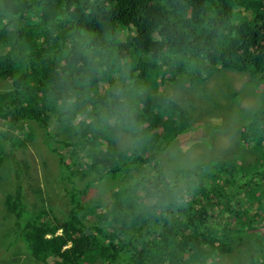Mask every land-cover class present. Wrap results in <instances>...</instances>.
I'll use <instances>...</instances> for the list:
<instances>
[{"label": "trees", "instance_id": "trees-1", "mask_svg": "<svg viewBox=\"0 0 264 264\" xmlns=\"http://www.w3.org/2000/svg\"><path fill=\"white\" fill-rule=\"evenodd\" d=\"M222 69L262 84L263 105L240 133L241 156L180 173L197 186L206 182L203 203L190 195L195 186L183 187L176 176L168 182L159 154L173 151L174 132L186 133L200 119L194 110L218 111L223 119L209 93L206 103L169 97L188 84L195 85L188 92H206L207 79ZM229 98L238 101L233 92ZM78 115L86 120L76 127ZM14 130L24 139L10 140ZM28 136L41 138L59 162L66 161L59 148L83 152L76 159L86 170L79 196L67 189V199L57 198L61 205L43 206L38 186L29 184L26 194L13 152ZM46 150L42 163L51 161ZM247 153L253 162L246 163ZM132 165L144 175L128 182ZM72 170L70 164L57 174L44 170L47 183L62 174L66 182L77 180ZM110 179L118 181L117 192L103 208L98 196L93 203L108 226H92L91 200L83 195L90 180ZM262 179L264 0H0V197L17 243L34 262L52 256L53 264H222L224 254L237 252L241 264H264V229L257 232L264 228ZM63 199V221L46 220L63 214ZM67 243L71 248L63 250Z\"/></svg>", "mask_w": 264, "mask_h": 264}, {"label": "rangeland", "instance_id": "rangeland-1", "mask_svg": "<svg viewBox=\"0 0 264 264\" xmlns=\"http://www.w3.org/2000/svg\"><path fill=\"white\" fill-rule=\"evenodd\" d=\"M244 13V12H243ZM208 83L206 84L207 90L211 92L209 94V99L211 97L218 98V102L221 104L222 101H225V105L228 107L233 106L235 109H240L239 112L233 113L230 112L227 114V121L221 118V115L218 111H213L212 113H202L199 109L194 110V112H198L201 117L198 121L191 124V130L183 133L184 129L179 130L178 132H174L172 135H175L174 140L169 142V148L172 152L162 151L159 154V157L164 156L160 163H163L165 166V176L169 183H172L173 176H176L177 179L182 181V186H187L190 188L194 187V190L190 193L192 197L196 199L197 202L208 203L210 191L206 188V182H202L197 186L198 180H193L192 177L190 179H182L180 177V173L183 171H192L196 169L199 165L209 164L212 165L215 160H224L236 156H241L240 154L243 152L242 147V139L240 137V133L245 130V125H250L252 127V121H256L255 117L256 112L260 110L262 107V100L258 91L263 87L262 84H257L252 82V79L249 75H242L240 73L234 71H225L222 73H214L212 78L207 79ZM195 85L188 84L182 91L186 97L189 96H199L197 93L188 92L190 89H193ZM218 87H222L226 93H229L227 99H223L216 92ZM166 92H170V90H166ZM174 92V91H173ZM235 94V97H238V101H233L229 98V95ZM169 97H173L170 95ZM204 103L206 100L204 99ZM202 105V104H199ZM208 107V105H206ZM206 107V108H207ZM205 108V109H206ZM190 117L193 118V114L190 113ZM256 118V119H255ZM83 120H86V116H77L75 117V126L78 127L80 124H83ZM226 122L228 126L235 128L236 131L229 130L222 126L220 123ZM216 126H219L216 131L214 129ZM227 126V127H228ZM83 129V128H81ZM257 130V127L255 128ZM214 131V132H213ZM15 132V130H14ZM12 133L9 137L10 140H13L14 137H18L19 139H24V135L19 131ZM127 137V144L129 145V138ZM236 137H238L240 147L236 146ZM62 138L66 140H70L69 136H63ZM126 138L120 140L121 146L125 147ZM26 146L22 149L16 150L13 153L18 154V163L20 164L19 170L21 171V178L24 185V191L26 194H29V184H34L38 186L42 192H40L37 198V204L41 197L45 199L43 202L44 205H61L60 201L57 200L58 196H66L67 199V189H71L73 193L77 196L80 195L81 187V176L86 172L83 169V165L78 163L76 159H84L83 152L76 151L74 153H68L66 150L59 148L60 154L66 156V161L59 162L57 156L54 152H50L47 147L42 144L41 138L34 140L33 137L28 136V139L25 141ZM9 148H7L8 150ZM42 149L46 150L47 156H50L51 161H46L42 163L40 161V152ZM235 152V153H234ZM16 154L14 157H16ZM24 159H22V156ZM158 157V158H159ZM246 163L253 162V158L251 157V153H247L245 155ZM68 164L73 168L72 173L73 176L78 175V179L75 181L66 182L64 176L66 174H62L57 181L52 183L50 186L47 183L45 171L48 172L49 175L57 174L60 169H64ZM255 167H259L261 170L260 163L254 162ZM133 166V165H132ZM3 175L9 177V172ZM129 175V176H128ZM128 182L135 181L137 178L144 175L141 170L138 169V166L131 167V170L128 174ZM86 178H91V176H87ZM9 180V179H8ZM92 180H94L92 178ZM264 180V179H262ZM89 187L91 188L89 191L83 195V199L91 200L90 202H86L87 208L93 212V215L89 218V224L92 226H103L107 227V222L103 221L101 218V208H103L106 204L109 203L110 194H113L118 188V181L114 179L110 180H101L100 183L89 181ZM180 183V182H179ZM253 189L252 191L259 195L260 193L256 192V183H252ZM77 187V188H75ZM108 192V193H105ZM59 193V194H58ZM98 196L100 199V207H96L94 203V198ZM211 198H215L214 196H210ZM29 199V198H28ZM64 201V199H63ZM255 201L259 204V200L255 199ZM262 200L260 201V203ZM93 204V205H92ZM212 204V203H209ZM92 205V208L90 206ZM63 214L54 213L53 219L51 216L46 215V220L54 222H62L66 216V201L63 203ZM7 212L5 211L2 198L0 197V264H43V262H34L31 258L27 257V250L24 248L22 244L17 243V235L13 233V230L16 228L9 226L11 220L7 217ZM264 214V211L261 213ZM31 219V218H30ZM13 220H24L17 219L14 216ZM29 220V219H28ZM26 221V220H24ZM12 225V224H11ZM22 227V225L20 226ZM263 227L260 226L257 228V232H262ZM233 233H236L234 229H231ZM134 235H131L133 237ZM13 247H9L5 249V246H10L13 244ZM264 245V244H263ZM206 246V245H205ZM54 261L53 257H49L44 264H52ZM243 263V256L241 253H226L222 257V264H241Z\"/></svg>", "mask_w": 264, "mask_h": 264}, {"label": "clouds", "instance_id": "clouds-1", "mask_svg": "<svg viewBox=\"0 0 264 264\" xmlns=\"http://www.w3.org/2000/svg\"><path fill=\"white\" fill-rule=\"evenodd\" d=\"M161 3H162V0H161ZM220 71H222V72H225V71H227V70H220ZM235 72V71H234ZM238 73V72H237ZM207 83H208V81H207ZM206 83V84H207ZM219 90H222V89H217L216 90V92L220 95V97L221 98H223V99H227V98H224L220 93H219ZM206 93H211V92H209L208 90H206V92H204V93H197L199 96H189V97H191V98H194V99H198V100H204V99H206L205 98V95H206ZM208 94V95H209ZM173 97H176L178 100H181V97H185V95H184V93H183V91H182V93L180 94V92H179V94L178 95H174ZM215 97H216V95H215ZM225 103V101H222L221 102V107H220V109H221V111H222V113H223V119L224 120H226L227 121V114L228 113H230V112H233V113H237V112H239L240 111V109L238 108V109H235L233 106H231V107H228L227 105H225L224 104ZM73 181H75V180H73ZM80 182H81V180H80ZM75 188H77V187H75ZM77 189H80V188H77ZM111 195V194H110ZM110 198V197H109ZM103 215H102V213H101V218H102V220H103ZM104 221V220H103ZM100 227H103V226H100ZM61 234V230H58L57 232H56V235H60ZM49 237V236H48ZM144 244H146L147 243V241L146 240H143V239H140ZM141 242V243H142ZM68 248H71V244L70 243H67L64 247H63V250L64 249H68ZM140 248H143V251L145 252V251H147L148 250V248H147V246H143V247H140ZM50 257H52V256H50ZM56 259H54V261H55ZM53 261V262H54ZM53 262H52V264H53Z\"/></svg>", "mask_w": 264, "mask_h": 264}, {"label": "bare ground", "instance_id": "bare-ground-1", "mask_svg": "<svg viewBox=\"0 0 264 264\" xmlns=\"http://www.w3.org/2000/svg\"><path fill=\"white\" fill-rule=\"evenodd\" d=\"M89 189V188H88Z\"/></svg>", "mask_w": 264, "mask_h": 264}]
</instances>
